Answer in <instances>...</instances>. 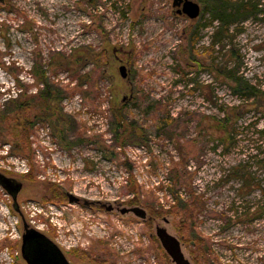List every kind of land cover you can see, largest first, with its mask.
<instances>
[{
  "label": "rangeland",
  "instance_id": "rangeland-1",
  "mask_svg": "<svg viewBox=\"0 0 264 264\" xmlns=\"http://www.w3.org/2000/svg\"><path fill=\"white\" fill-rule=\"evenodd\" d=\"M239 3L212 47L213 14L190 20L172 0H0V168L22 180V206L54 212L61 247L82 250L84 263L175 264L159 226L192 264H264V0ZM210 47L204 71L194 55ZM238 61L256 95H236L223 76ZM35 67L59 91L51 110ZM173 191L198 206L182 211ZM65 192L140 206L148 219L84 208ZM2 197L0 264H23L9 249L21 219ZM201 240L204 253L190 244Z\"/></svg>",
  "mask_w": 264,
  "mask_h": 264
},
{
  "label": "flooded vegetation",
  "instance_id": "flooded-vegetation-1",
  "mask_svg": "<svg viewBox=\"0 0 264 264\" xmlns=\"http://www.w3.org/2000/svg\"><path fill=\"white\" fill-rule=\"evenodd\" d=\"M175 1L176 0H172V6H173V3H175ZM231 1H234L235 7L231 8L229 6V9L227 10L228 11L227 14L230 15L231 10L233 11L235 10L236 12L235 14H237V12L239 13L240 10L237 7L238 5H240L239 7H241V3H239L240 0L239 1L231 0ZM217 2L218 0H202V2L199 3L200 8H201L200 16H202L203 14L205 15L213 14L215 11L212 9V5L217 4ZM178 3L181 4L180 7H176V8L173 7V8L175 9V12L178 15H184V14L178 13V10L182 9L183 7V3H181L180 1H178ZM221 3H222V0H220V4ZM247 3H251V1ZM258 6L262 7L263 5L258 4ZM257 10L261 11V9H257ZM253 11L255 12L254 8H253ZM213 18H215V21L219 24L218 32L216 34V36H218L219 32L223 29L224 20H223L221 13L218 14V16L216 17H215V14H213ZM210 24L211 22L205 20V22L203 23V28L205 29L209 28L211 26ZM220 37L221 36H219V38ZM212 39H214V37ZM219 42L220 41H218V43ZM11 170L12 169L10 168L9 171ZM30 171L31 170L29 169L28 173H30ZM23 186L24 184L22 180L18 179L16 175H14L12 172L9 173V172L3 171L0 168V200H3L2 196L8 197L10 201L11 211L16 213L21 219L20 221L21 229L16 227L15 229H12V231L10 232L11 234H13L14 231H16L17 233L16 237L14 238L9 248L14 253L15 260L23 264H101L103 263L97 258L88 260L87 263H84L82 259H80V255H79L83 253L82 250H78L79 251L78 253H75V252L73 253V252H70L71 250L63 249L59 242V236H61V232H64V231L61 229L58 230L56 225L53 223H50L52 221L49 220L50 216L53 215L54 212L51 211L47 206H45V204L41 205V203H37V205L31 206L30 202H27L24 206H22L21 203L19 202V198L23 190ZM56 191L57 193H59V188L56 189ZM65 198L66 200L69 201V203L77 204L84 208H89V209L99 208V210L106 211L108 213H113L117 211V212H120V214L122 215H129V214L134 215L132 212L122 213V210L124 208L129 209L133 207H140L136 205H130L128 207H124V205L120 203L113 206L111 204H105L101 201H89L83 197H80L70 192H65ZM70 198L73 199V202H71ZM40 206L42 208H40ZM32 209H33V212H31ZM34 210H37V212H35ZM149 218L153 219L152 216H149ZM147 219H148V216H147ZM190 244H191V247L194 249L196 242L191 241ZM91 245L92 246H113L112 243H108V242L89 244V246ZM136 245H132V246H136ZM73 246H80V245L76 243ZM17 248H18V251H15ZM111 252L112 251L108 248L107 250H105L104 256H107V255L110 256ZM104 262L106 263L105 260Z\"/></svg>",
  "mask_w": 264,
  "mask_h": 264
},
{
  "label": "trees",
  "instance_id": "trees-1",
  "mask_svg": "<svg viewBox=\"0 0 264 264\" xmlns=\"http://www.w3.org/2000/svg\"><path fill=\"white\" fill-rule=\"evenodd\" d=\"M199 1L202 2V0H199ZM229 6L231 8L235 7V4L233 3V1L222 0V3L220 4V0H218L217 4L212 5V9L215 11V12L213 11L214 12L213 14H215V17L221 13L223 20H224L223 29L219 32L218 36H216V35L214 36L212 47L216 43H218V41H221L222 37L224 36V34L226 33V31L228 29V25L230 24V22L233 21V17L235 16L236 12H235V10L234 11L231 10V14L230 15L227 14L228 13L227 10L229 9ZM248 6L249 5H246V7H248ZM257 6H258V4H256L254 6L255 14H258V12H259L257 10V8H258ZM246 7H245V9H247ZM219 36H221V37L219 38ZM196 37H197V35L193 34V38H196ZM217 39H219V40H217ZM212 47L203 48L202 52L199 53V55H197V56L194 55V61H196V63L198 64L199 69L206 71V69H208V65H210L212 63V58H211L213 55ZM234 57L236 58V56H234ZM237 63H238V66L236 69L229 70V71L225 70L223 73V76H225L226 79L232 81L235 84L234 88H233V91L235 94L241 95V96H243V95H256L255 89L248 88V86L244 85L243 81L236 76V73L240 68V62L238 61ZM209 69L211 70L212 68H209ZM33 73H34V78H35L36 82L38 84L42 85V88L39 90V93L36 96L38 97L39 100L42 101L43 107H46V108L48 107L51 110V107H53L55 102L59 101V95H58L59 91H57V89L54 87L50 78L46 75V72H43V71L41 72L38 70L37 67H35V69H33ZM20 87L21 86L18 85L17 89L22 90ZM21 98H22V95H21V93H19V95L16 98H11V99L7 100L5 102V105L8 106L10 103H17L20 101ZM18 105H19V103H18ZM46 111H47V109H46ZM51 114L53 115L54 113H51ZM173 196H174V199L176 201L177 208L182 209V211L189 212V210H191L192 207L195 210V208L198 206L197 201L195 202V200H193L192 203L183 201V199L178 195V193H176L174 191H173ZM147 206H149V205H147ZM149 208H151V211L154 213H157V214L162 213L159 210H155V208L152 205L149 206ZM194 210H193V212H194ZM195 240H197V239H195ZM195 247L197 248L198 252L204 253V250H205L204 249V242L202 240H201L200 246H195Z\"/></svg>",
  "mask_w": 264,
  "mask_h": 264
},
{
  "label": "water",
  "instance_id": "water-1",
  "mask_svg": "<svg viewBox=\"0 0 264 264\" xmlns=\"http://www.w3.org/2000/svg\"><path fill=\"white\" fill-rule=\"evenodd\" d=\"M178 1L183 3L182 9L178 10L179 14L186 15L190 20H196L200 17L201 8L198 2L193 0H176L175 3H173V7H180L181 4H179ZM119 51L122 52L123 49H120ZM114 52L116 53L117 50ZM119 72L122 78L129 79V71L125 65H122L119 68ZM70 200L73 202L72 198H70ZM127 212H132L136 217L143 220H146L148 216L147 211L141 207H133L129 209L124 208L122 210V213ZM156 236L160 241L161 246L175 264H191L182 251L180 241L175 236L169 234L167 229L163 227H157Z\"/></svg>",
  "mask_w": 264,
  "mask_h": 264
}]
</instances>
